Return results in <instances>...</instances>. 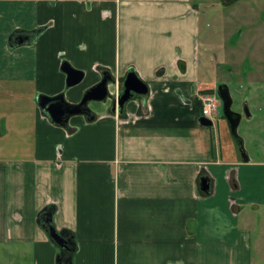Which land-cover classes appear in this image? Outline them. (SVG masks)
<instances>
[{"label":"crops","instance_id":"crops-1","mask_svg":"<svg viewBox=\"0 0 264 264\" xmlns=\"http://www.w3.org/2000/svg\"><path fill=\"white\" fill-rule=\"evenodd\" d=\"M200 21L191 0H0V250L9 264H57L61 248L38 221L45 208L56 231L73 235L72 264H252L247 206L264 161L241 159L221 117L199 121L200 94L214 83ZM63 61L83 72L78 83L66 85ZM104 71L116 92L134 71L145 101L136 94L119 112L91 100V115L64 126L39 108L40 95L78 103Z\"/></svg>","mask_w":264,"mask_h":264},{"label":"rangeland","instance_id":"rangeland-1","mask_svg":"<svg viewBox=\"0 0 264 264\" xmlns=\"http://www.w3.org/2000/svg\"><path fill=\"white\" fill-rule=\"evenodd\" d=\"M191 1L201 16L198 41L201 57L209 64L206 75L208 80H214L207 88L210 91L202 93L213 94L218 84L225 83L233 98V110L242 113V103H247L253 116L247 119L242 113L237 132L246 151L264 161V0ZM217 100L216 118L222 115ZM223 118L222 125L228 132ZM216 125L214 120L212 126ZM255 178L256 189L247 206L253 233L252 264H264V205L260 209L255 205L264 201V170L257 171ZM5 253L0 250V264H9Z\"/></svg>","mask_w":264,"mask_h":264},{"label":"water","instance_id":"water-1","mask_svg":"<svg viewBox=\"0 0 264 264\" xmlns=\"http://www.w3.org/2000/svg\"><path fill=\"white\" fill-rule=\"evenodd\" d=\"M38 31L28 34L27 38L31 41L37 35ZM19 41H22L21 36H18ZM17 38V39H18ZM11 41V39L9 40ZM17 43V42H16ZM13 43L10 42V46ZM61 70L67 75L66 85H74L78 83L83 77V72L71 67L67 62L61 63ZM116 79L111 76L108 71H104L101 80L87 89L83 94V97L78 103L72 104L64 100L63 93H59L53 96L40 95L37 98L39 108L43 109L52 121L58 125L64 126L67 124L68 119L73 115L88 114L87 103L91 100L106 102L111 100V109L115 111L119 109V112L123 111L124 105L136 94L143 95V101H145L147 86L141 81L134 71H128L122 82V91L113 96L109 90V86H115ZM216 94L221 102L222 115L227 122L228 132L233 139L235 146L239 152V155L243 161H248L249 156L245 149L244 140L242 136L237 132L238 125L242 118V113L246 117H250L248 105L246 102L242 103V113L232 109L233 98L229 87L225 83L218 84L216 86ZM199 121L203 125L211 126L213 121L200 116ZM200 189L202 191L209 190V177L202 176L200 178ZM45 220L42 223V227L48 231V235L52 241H54L61 249L68 247V239L65 238L62 231H56L52 224L53 210L43 209Z\"/></svg>","mask_w":264,"mask_h":264},{"label":"built area","instance_id":"built-area-1","mask_svg":"<svg viewBox=\"0 0 264 264\" xmlns=\"http://www.w3.org/2000/svg\"><path fill=\"white\" fill-rule=\"evenodd\" d=\"M218 96L215 93L208 94V93H201L200 94V101H201V115L212 120H216V109L219 101L217 100Z\"/></svg>","mask_w":264,"mask_h":264},{"label":"trees","instance_id":"trees-1","mask_svg":"<svg viewBox=\"0 0 264 264\" xmlns=\"http://www.w3.org/2000/svg\"><path fill=\"white\" fill-rule=\"evenodd\" d=\"M202 91H207V89L205 90H202ZM44 216V212L43 211H40L39 214H38V221L39 223L41 224L42 226V223L43 221L45 220V216ZM63 235L65 236V238L68 239V244H70L71 248L74 249V240H73V235L71 232H69L68 230H65L63 231ZM59 255H58V258H57V264H72L71 262V254L73 252V250L68 253L67 251H65L64 249H60L59 250Z\"/></svg>","mask_w":264,"mask_h":264},{"label":"flooded vegetation","instance_id":"flooded-vegetation-1","mask_svg":"<svg viewBox=\"0 0 264 264\" xmlns=\"http://www.w3.org/2000/svg\"><path fill=\"white\" fill-rule=\"evenodd\" d=\"M224 2H227V3H233V2H235L236 0H223ZM114 87V86H113ZM110 90V89H109ZM215 90H216V88H215ZM208 91H210V90H208L207 89V91H205V92H208ZM110 92L112 93V95L113 96H115V95H117V94H119L120 92H121V90H117V92L116 91H114V89L113 90H110ZM108 102H109V105L111 106V100L109 101L108 100ZM89 103V102H88ZM88 103H87V107H88V115L90 114H92V112H91V108L88 106ZM233 103V102H232ZM220 105H221V102H220ZM232 107V106H231ZM242 109V108H241ZM220 115H221V113H220ZM245 116V115H244ZM252 114H251V116L248 118V117H246L247 119H251L252 118ZM221 118H223V115H221ZM223 119H225V118H223ZM242 119V118H241ZM226 121V120H225ZM241 121V120H240ZM226 126H227V122H226ZM241 136V135H240ZM43 218H44V216H43ZM64 250L65 251H67L68 253H70L72 250H73V248H71V246H70V244H68V247L67 248H64Z\"/></svg>","mask_w":264,"mask_h":264}]
</instances>
